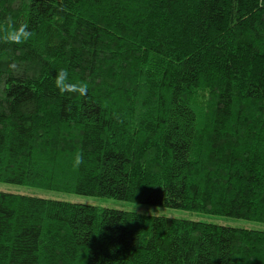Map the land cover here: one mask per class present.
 Returning a JSON list of instances; mask_svg holds the SVG:
<instances>
[{"label":"trees","instance_id":"trees-1","mask_svg":"<svg viewBox=\"0 0 264 264\" xmlns=\"http://www.w3.org/2000/svg\"><path fill=\"white\" fill-rule=\"evenodd\" d=\"M0 184V264H264V228L51 195L264 224V0H0Z\"/></svg>","mask_w":264,"mask_h":264},{"label":"rangeland","instance_id":"rangeland-1","mask_svg":"<svg viewBox=\"0 0 264 264\" xmlns=\"http://www.w3.org/2000/svg\"><path fill=\"white\" fill-rule=\"evenodd\" d=\"M0 189L28 192V190L24 189L23 187L6 185V184H0ZM49 193H52V191ZM51 195H54V197L66 199L73 202L89 203L97 206H103V207L115 208L121 210L138 211L150 215H166L171 217H184V218L188 217V218L198 219L201 221H208V222L229 225V226H237V227L257 226L256 228H264V224H260L257 222L248 221L236 217L208 215L203 213L190 214L187 211H183L180 209H171L163 206L146 205V204H140L131 201L119 200L108 197L86 196V195H78L75 193H52Z\"/></svg>","mask_w":264,"mask_h":264},{"label":"clouds","instance_id":"clouds-1","mask_svg":"<svg viewBox=\"0 0 264 264\" xmlns=\"http://www.w3.org/2000/svg\"><path fill=\"white\" fill-rule=\"evenodd\" d=\"M28 35L26 31V26L20 25L17 27L9 26L4 31V36L6 39L12 40V41H18L20 38H26Z\"/></svg>","mask_w":264,"mask_h":264}]
</instances>
